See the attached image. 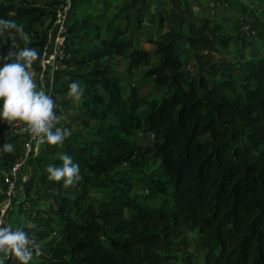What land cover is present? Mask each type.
Wrapping results in <instances>:
<instances>
[{
  "label": "trees",
  "instance_id": "1",
  "mask_svg": "<svg viewBox=\"0 0 264 264\" xmlns=\"http://www.w3.org/2000/svg\"><path fill=\"white\" fill-rule=\"evenodd\" d=\"M82 3L74 0L73 8ZM171 4L177 20L176 0ZM45 15L23 0L20 6L9 0L0 7V17L27 22L30 31ZM89 27L75 21L69 30L78 35ZM188 30L187 42L201 75L190 78L186 73L177 52L178 35H163L157 44L160 63L149 72L166 90L144 122L136 114L137 92L126 100L119 79L97 68L115 54L128 56L139 67L148 54L129 43L98 38L88 59L94 62V87L87 89L84 105L87 125L99 121L96 140L80 151L66 144L63 152L80 166L78 182L65 188L42 178L54 190L53 213L64 226L61 240L49 245L48 258L34 264H175L178 257L192 263L184 235L195 230L207 264H264V58L245 65L249 98L231 99L227 92L235 89L237 80L230 75L236 70L228 68L231 73L224 74L217 60L221 48L229 45L228 36L211 22H189ZM9 50L2 47L0 53ZM221 72L225 79L216 78ZM254 81L259 86L253 95ZM141 129L156 138L146 151L160 158L173 201L150 206L132 195L130 179L113 178L122 165L144 156L143 149L122 137ZM6 157L10 171L20 153ZM90 184L108 191V198L87 205Z\"/></svg>",
  "mask_w": 264,
  "mask_h": 264
},
{
  "label": "rangeland",
  "instance_id": "2",
  "mask_svg": "<svg viewBox=\"0 0 264 264\" xmlns=\"http://www.w3.org/2000/svg\"><path fill=\"white\" fill-rule=\"evenodd\" d=\"M21 1L14 0L15 6H20ZM23 1L43 9L46 15L39 24L32 26V31L25 29L27 22L16 21L23 31L12 30L11 34H0V48L9 50L15 41L16 47L36 49L39 55L29 71L38 88L49 91L57 105L54 125L71 129V135L62 145L45 143L40 154L28 160L19 173L16 196L7 199L2 181L8 172V165L12 163L6 156L8 153L22 154L25 138L18 132L6 133V122H0V147L9 142L13 145L11 151L0 148V225L11 224L14 228L21 227L29 233L33 242L42 249V254L34 255L29 262L34 264L48 258V247L61 240L64 226V222L53 213L54 190L48 182L42 180L44 177L49 180L46 167L48 164H62L60 157L67 143H73V147L80 151L86 148L88 142L96 140L99 121L93 120L87 125L89 117L84 105L88 98L87 89L93 90L94 87L90 81L93 79L91 75H94V62L88 59L94 47L100 43L98 38L129 43L133 48L148 54L147 62L139 67L131 65L128 56L115 54L103 58L99 63L101 67L97 68L108 77L119 79L121 93L126 100L131 92H137L136 114L144 122L149 116L151 105L161 101L166 90L156 83L153 74L149 72L160 63L157 44L162 41V36L169 32L178 35L177 52L191 78L201 74L187 42L189 22L220 25L230 42L227 48H221L222 53L217 54V60L223 66L224 74L231 73L226 71L228 68L236 70L230 76L237 83L235 89L227 92L228 96L246 101L250 94L244 86L247 82L245 79L249 77L245 65L264 58V0H176L179 13L177 20L172 17L171 0H77L78 3H83L76 9L73 8L74 0ZM8 3L9 0H0V7ZM59 21L65 22L67 27V57L56 70L43 71L41 59L44 46L39 44L46 42L50 30ZM75 21L90 27L74 35L69 29ZM83 61L86 64L81 63ZM222 74L221 72L216 78L225 79ZM204 75L210 78L213 76ZM73 80L78 81L83 88L79 101L68 95L69 84ZM258 84L259 82L254 81L250 90L252 93ZM95 92H99V88ZM122 137L129 144L134 143L143 149L141 154L144 158H138L136 163L122 165L113 178L124 175L130 179L133 184L132 195L150 206L172 199L173 189L166 178L160 158L146 151L155 143V136L146 129H141ZM85 195L87 205H98L108 198L109 192L90 184ZM184 240L192 263L179 261L178 257L175 264H207L199 233L196 230L187 232ZM10 260L12 264H18L17 260ZM182 260L187 259L184 257Z\"/></svg>",
  "mask_w": 264,
  "mask_h": 264
},
{
  "label": "clouds",
  "instance_id": "3",
  "mask_svg": "<svg viewBox=\"0 0 264 264\" xmlns=\"http://www.w3.org/2000/svg\"><path fill=\"white\" fill-rule=\"evenodd\" d=\"M23 31L13 19L0 17V34ZM39 53L32 47H16L13 41L7 54L0 53V122H24L38 143L62 145L71 135V129L56 127L57 107L53 97L42 87L38 88L29 71ZM83 88L78 81L69 84L68 95L79 101ZM13 145L5 143L3 150L11 151ZM62 164H48L50 181L62 183L67 188L81 179L80 166L68 153L60 157ZM42 254L29 233L11 224L0 225V264L15 259L18 264H29L33 256Z\"/></svg>",
  "mask_w": 264,
  "mask_h": 264
},
{
  "label": "built area",
  "instance_id": "4",
  "mask_svg": "<svg viewBox=\"0 0 264 264\" xmlns=\"http://www.w3.org/2000/svg\"><path fill=\"white\" fill-rule=\"evenodd\" d=\"M66 38L67 27L65 22L59 21L54 28L50 30L48 41L43 48V58L41 62L43 71L50 72L56 70L67 57ZM49 94L51 95V93ZM4 131L6 133L10 131L18 132L19 135L25 138L22 154H20L19 159L12 165L10 171L5 173L2 181L5 187V196L7 199H11L16 196L20 171H22L29 159L37 157L40 154L45 143H38L37 138H34L29 133L26 124H22V122H6Z\"/></svg>",
  "mask_w": 264,
  "mask_h": 264
}]
</instances>
